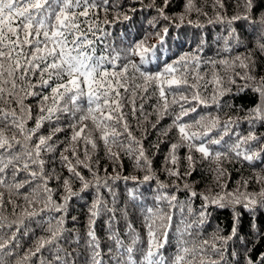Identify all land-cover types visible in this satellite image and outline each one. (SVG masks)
<instances>
[{
  "label": "snow or ice",
  "instance_id": "obj_1",
  "mask_svg": "<svg viewBox=\"0 0 264 264\" xmlns=\"http://www.w3.org/2000/svg\"><path fill=\"white\" fill-rule=\"evenodd\" d=\"M127 2L140 8L124 9L121 0H0V264H264V252L255 259L252 256L264 240L258 216L264 211V168L255 170L257 161L264 163V134L255 132L257 122L264 123V75L258 72L264 66V0H231V4L211 0L213 16L204 11L208 0H185L183 10L172 14L167 11L172 0ZM230 6L233 14L229 16ZM137 11L155 12L147 20L153 31L145 29L140 39L117 46L112 29L130 22L128 13ZM192 14L197 19H189ZM200 16L207 25L223 26L226 34L216 38L223 40L218 57L220 52L244 51L219 59L206 57L202 53L207 41L200 35L193 37L198 43L191 51L162 60L170 29H203L206 24ZM152 37L155 44L148 43ZM153 62L156 71L146 67ZM202 67L214 70L211 80L206 79L207 73L201 74ZM209 84L213 85L210 99L203 94ZM233 85L236 94L250 90L258 97L245 117L250 126L247 135L232 132L233 126H239L237 120L229 117L221 123L219 115L211 112L184 120L201 106L219 109L220 97L231 93ZM29 98L36 101L35 115L33 106L26 103ZM153 99L148 112L145 106ZM129 116L142 131L140 138L134 135ZM165 117L172 121L159 130V137L177 130L163 169L174 178L171 184L156 175L143 142L147 139L143 125L151 123L156 129ZM213 131L217 136L211 135ZM65 132L70 135L60 139L58 134ZM226 136L231 142L225 141ZM98 142L114 174L104 168L100 175L99 159L93 160ZM161 143L164 140L158 138L150 147L159 151ZM181 148L188 153L183 158L187 162L183 173ZM193 152L216 165L209 168L219 188L215 194L211 189L208 194L197 192L185 179L196 170ZM122 155L133 161L134 169L145 173L142 179L116 170L123 168ZM57 159L68 176L54 167L48 169ZM225 161L247 162L254 169L253 177H241L236 189L229 191L228 184L221 183L227 175L222 167ZM120 180L135 185L155 180L158 190H174L171 194L158 191L156 207L143 210V237L128 220L127 209L115 207L114 185ZM52 181L57 188L50 187ZM75 182L79 190L73 189ZM251 182L259 185V192L247 190ZM60 189L58 202L54 197ZM181 191L188 193V200H178L176 193ZM88 192L92 199L86 204L87 223L81 237L78 229L66 227L69 202ZM141 195L136 188L127 190L128 201H137ZM197 197L202 204L196 219H181L173 228L171 210L179 206L183 212L186 207L192 215V200ZM212 206L231 209L230 230L224 235L225 229L216 225L209 239H200ZM117 211L125 221L123 237L127 240L116 227ZM245 214L250 217L247 230ZM105 215L110 241L106 252L96 231L98 218ZM25 240L30 243L21 254Z\"/></svg>",
  "mask_w": 264,
  "mask_h": 264
},
{
  "label": "trees",
  "instance_id": "obj_2",
  "mask_svg": "<svg viewBox=\"0 0 264 264\" xmlns=\"http://www.w3.org/2000/svg\"><path fill=\"white\" fill-rule=\"evenodd\" d=\"M124 9H127L129 6H134L136 8H140L139 4L135 5H129L127 0H121ZM149 0H144V3L147 4ZM198 3H200V0H197ZM229 4H231V0H227ZM185 3V0H172V3L170 7L167 9L169 14L172 13H180L183 10V4ZM204 11L208 13V16H213V10L211 8V0H208V5L204 7ZM132 16V20L130 22H125L124 24H120L115 26V28L112 29L113 31V39L115 40V43L117 46L126 47L128 43L132 42L133 40H138L143 35V31L147 29L148 31H153L151 28L147 25V20L151 18V16L155 15L154 11H147V12H141L137 11L134 15L132 13H128ZM233 14V9L230 6L228 15ZM109 19H111V15L109 16ZM189 19L195 20L197 19L195 14H192ZM199 20L201 22H204L206 24V18L204 16H200ZM121 33H125V35L121 36ZM226 33L224 32L222 25H207L203 29H194L192 27H181L179 29L177 28H171L169 35L166 37L167 43L165 45V55L161 57V59H168L169 61L171 59L176 58L180 54L184 52L191 51L193 48H195L196 43H198L197 40L193 39V37H199L200 35H204L207 41V46L204 49V52L202 55L206 57H212V58H223L225 56H232L235 55L236 51L243 52L244 49L240 48L237 50H234L233 53H223L220 52V56H217V51L223 47V40H217V36H223ZM149 44H155L156 38L152 37L148 41ZM138 62V58H137ZM151 71L157 70V64L155 62L150 63L146 66ZM239 71V69H237ZM213 69L210 67H202L201 68V74L207 73L206 79L211 80L212 79V73ZM259 74L264 75V66L258 69ZM221 76L224 75V73L221 71L219 73ZM242 81L239 79L237 80V84H241ZM225 87H228V85L225 83ZM232 92L228 93L222 97H220V104L221 107L217 109L214 105L210 108L205 109L203 106L197 109V113H191L189 117H185L184 120L187 121L191 119L192 117L197 116V114H204L206 112H211L214 115H219L221 123L228 120L229 117L232 119H235L238 121V127L233 126L232 132L233 133H240L243 135H247L248 131L250 130L249 123L247 119H245L247 111L251 108H253L257 102L258 97L253 94L250 90L246 91L242 94H236V86H231ZM213 85L209 84L208 91L204 92V96L208 97L210 99L211 92H212ZM26 103H29L33 106V115L36 113L35 99L29 98V100L26 101ZM139 103V101L137 102ZM155 103V100L149 101V103L145 106L146 111L151 112L152 108L151 105ZM195 103V102H193ZM127 110V109H126ZM151 123H155L156 118L155 116H151L150 118ZM172 121V117H165L160 123L157 125L156 129H153L151 127V123H145L143 125V128L146 129V136L147 139H145L144 146L145 148H148L149 151L147 155L152 160V166L156 173V175L159 177L160 180L164 181L165 183L171 184L174 181V178H169L166 173L163 171L165 167V156L169 152V146L170 143L176 142L177 138V130L173 129L171 132H169L167 137H159V130L169 125ZM129 123L132 126V130L135 136L138 138L141 137L142 131L137 129L136 120L132 119L131 116H129ZM29 127L33 126L32 122H29ZM43 133L46 135L48 132L47 126L42 130ZM255 132L257 135L264 134V123L257 122L255 126ZM60 139H64L66 136L70 135L69 132L60 133L58 134ZM212 136H217V131H213L211 133ZM159 139L164 140V143L160 144L159 151H157L154 148H151L150 146L154 143H156ZM232 140L235 139V136L232 135ZM225 141H229V137H225ZM99 148L97 153L93 156V160L99 159V167H100V175L103 176L104 172L103 169L107 168L108 172L110 174L113 173V165L105 158L104 155V149L101 142H98ZM63 147V146H61ZM213 148H219V146H212ZM221 151H226L225 148H219ZM179 156L181 157L180 162V171L183 173L187 168V162L183 159L188 153L187 150L184 148H181L179 150ZM56 157L59 156V150L54 154ZM192 155L194 156L196 160L195 164V171L190 177H185V179L193 185L195 190L197 192H203L208 194L209 190L211 189V194H215L219 191V188L216 186V181L214 180V173L209 171V168H215L216 165L212 164L210 165L207 160H201L200 154L193 152ZM46 159H50V157H45ZM81 158H83L81 153ZM122 162H123V168H117V171L122 172L124 176H138L142 179L144 172L138 171L133 168V161L129 160L128 158L124 157L122 155ZM170 166V165H169ZM256 171H259L260 168H264V163L261 161L256 162ZM48 169L56 168L57 171H62L64 176H68V173L66 169H61L58 159L56 162H50L49 165H47ZM222 167L226 170L227 175L224 176L221 179V183H227L228 184V190L232 191L236 189L237 182L241 180V177L245 179H250L253 177V167L250 166L247 162H239V161H233V162H223ZM84 174L87 176L88 173L85 170ZM90 178V177H89ZM111 183V182H110ZM182 186V184H181ZM50 187L57 188V183L55 181L50 182ZM80 184L79 182H75L73 184L74 190H79ZM116 194H117V202L115 204V207L117 209L126 208L128 212V220L136 227V229L140 232V235L143 237L145 235L144 229L142 226L143 222V210L147 207H156V202L154 201V197L158 194V191H165L168 194H171L174 190L172 188H168L165 190H158L157 182L150 181L147 184H141V185H135L131 180L125 182L123 180L117 181L114 185ZM131 188L137 189V194H143L140 196V199L137 201H128L127 198V190ZM244 189L241 188V191ZM249 192H259L260 187L258 184L251 182L247 189ZM63 190L60 189L58 194L54 197L59 202L60 195L62 194ZM179 201H186L188 200V193L181 191L179 193H176ZM80 197H74L69 202V212H68V218H67V224L66 227L69 229H78L80 232L81 237L84 236L85 232V226L87 223V207L86 204L91 203V193H82ZM106 198L109 200V206L111 205V197L107 196V193H105ZM202 204V200L200 198H194L192 200V208H193V214L188 215L187 208L185 207L184 211L182 212L180 210V207L177 206L176 208L172 209L173 212V228L178 225L181 221V219H186L187 222H191L194 219H196L200 207ZM161 207H164L165 211H167V205L161 204ZM239 207V206H238ZM210 212V217L208 219V222L202 226L201 236L200 239H209L211 233L215 229L216 225H219L221 228L225 229L224 235H227V232L230 230L231 227V217L232 212L231 209L225 208L220 209L215 206H212L208 209ZM72 216H76L78 220L76 222H73L71 220ZM259 216V223L264 228V211L258 212ZM116 218L118 223L116 224L117 229L121 232L123 237V231L125 228V221L120 219V212H116ZM108 219V216H102L98 218L97 224H96V231L97 235L101 240V247L106 252L107 247L110 244V241L107 239V226L106 221ZM250 217L245 214L243 217V222L245 226V230H247V225L249 223ZM193 234L197 231L195 225H193ZM40 232L37 230V235H39ZM171 235L174 237L175 232L173 231ZM125 240H127L126 237H123ZM83 242V241H82ZM29 241H24V248L20 249L21 254L25 251V249L29 246ZM238 247V245H237ZM260 252H264V240H261L256 246L252 253L253 258L255 259ZM107 260V257H105Z\"/></svg>",
  "mask_w": 264,
  "mask_h": 264
}]
</instances>
